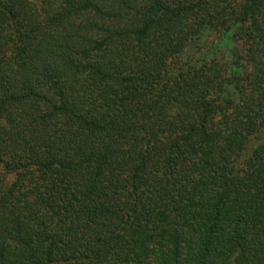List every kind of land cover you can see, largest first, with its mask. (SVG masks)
I'll return each instance as SVG.
<instances>
[{"label":"trees","instance_id":"trees-1","mask_svg":"<svg viewBox=\"0 0 264 264\" xmlns=\"http://www.w3.org/2000/svg\"><path fill=\"white\" fill-rule=\"evenodd\" d=\"M0 264H264V0H0Z\"/></svg>","mask_w":264,"mask_h":264}]
</instances>
